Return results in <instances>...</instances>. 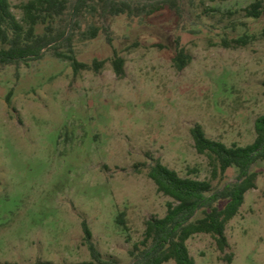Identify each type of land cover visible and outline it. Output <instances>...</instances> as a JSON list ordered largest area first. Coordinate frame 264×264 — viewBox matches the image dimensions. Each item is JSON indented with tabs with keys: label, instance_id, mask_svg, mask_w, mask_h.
Listing matches in <instances>:
<instances>
[{
	"label": "rangeland",
	"instance_id": "374dc122",
	"mask_svg": "<svg viewBox=\"0 0 264 264\" xmlns=\"http://www.w3.org/2000/svg\"><path fill=\"white\" fill-rule=\"evenodd\" d=\"M26 1L11 0L19 19ZM254 1L178 0L179 8L152 15L88 11L81 30L108 26L111 41L103 30L94 39L79 32L74 49L91 66L106 60L100 71L75 73L52 49L0 70V264L93 262L84 220L104 260L132 264L146 221L164 217L173 201L148 175L155 159L183 177L209 179V160L190 131L196 123L229 145L255 140L264 114V12H244ZM70 17L68 10L55 26ZM243 36L245 46L222 45ZM178 39L192 57L183 70L173 61ZM115 51L125 58L124 77L114 71ZM252 171L257 187L228 223L225 251L209 234L188 240L197 264H264V161ZM238 174L228 169L214 187Z\"/></svg>",
	"mask_w": 264,
	"mask_h": 264
},
{
	"label": "trees",
	"instance_id": "16d2710c",
	"mask_svg": "<svg viewBox=\"0 0 264 264\" xmlns=\"http://www.w3.org/2000/svg\"><path fill=\"white\" fill-rule=\"evenodd\" d=\"M216 1V0H212ZM167 6L177 7L178 0H28L20 5L23 16L19 19L13 11L11 0H0V70L9 64L39 60L47 49L63 59L71 61L75 73L94 68L100 71L106 60L95 59L92 66L79 60L75 54L74 41L77 33L87 39L96 38L103 30L111 41L108 26L89 25L81 30V19L86 12L101 10L107 16L152 15ZM70 10V19L60 27L55 26L58 18H63ZM247 17L259 18L264 12L263 0H255L244 8ZM39 25H45L44 33H38ZM248 43V38H224L225 47H240ZM66 44L69 52H62L60 46ZM178 50L173 58L178 70H183L192 60L191 55L177 40ZM114 71L124 77L125 58L115 51L111 59ZM191 135L198 153L205 155L212 169V177L198 179L183 177L175 169L155 159L149 166L148 175L156 183L158 190L171 197L164 217H152L146 221L142 240L135 243V261L132 264H197L191 255L188 240L199 233L211 235L220 251L229 246L226 233L228 223L240 212L249 190L257 187L259 173L252 166L264 161V114L255 121V140L247 145H231L208 136L204 126L196 123ZM239 170L236 181L215 188L213 181L223 178L228 169ZM226 199L224 207L217 203ZM201 213V216H198ZM119 223L128 229L121 214ZM85 242L92 257L99 264H120L115 260H104L93 241V232L87 221L82 222ZM86 264H95V262Z\"/></svg>",
	"mask_w": 264,
	"mask_h": 264
}]
</instances>
